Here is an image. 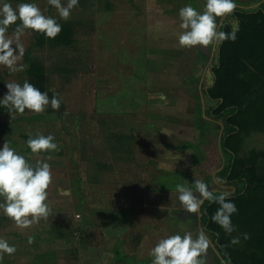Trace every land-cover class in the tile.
<instances>
[{"label": "rangeland", "instance_id": "rangeland-1", "mask_svg": "<svg viewBox=\"0 0 264 264\" xmlns=\"http://www.w3.org/2000/svg\"><path fill=\"white\" fill-rule=\"evenodd\" d=\"M8 2L14 8L37 3L72 28L74 43L52 45L26 30L23 69L0 66V98L6 83L22 84L37 61L61 100L54 114L49 105L39 114L0 116V147L8 141L29 162H48L53 174L47 218L19 228L0 211V238L16 247L0 264H151L149 252L159 239L184 232L195 237L201 209L199 216L181 209L176 186L195 192L192 183L200 179L216 194L235 192L214 183L230 162L222 150L223 125L208 117L214 104L206 91L220 43L178 44L179 9L191 4L202 11L206 0H79L67 21L47 0ZM235 4V10L252 11L264 0ZM225 23L237 28L232 14ZM30 133L54 136L58 150L32 154L24 139ZM243 139L241 158L264 152V133ZM210 241L207 264H227Z\"/></svg>", "mask_w": 264, "mask_h": 264}, {"label": "clouds", "instance_id": "clouds-1", "mask_svg": "<svg viewBox=\"0 0 264 264\" xmlns=\"http://www.w3.org/2000/svg\"><path fill=\"white\" fill-rule=\"evenodd\" d=\"M54 7L60 19L67 21L79 0H47ZM236 8L235 0H206L203 10L187 4L179 9L180 31L178 44L181 48L192 49L200 46L207 48L210 44L222 43L225 40H235L237 29L231 33L218 29L225 27L223 18L231 15ZM218 18L219 22H218ZM19 21V23H17ZM16 25L13 36H8L11 25ZM26 30L55 39L62 31V25L53 16L44 11L35 2H26L14 8L8 0H0V66L10 72L23 69L20 60L24 55V46L20 42ZM7 92L0 98V106L6 107L9 113L24 114L26 110L39 114L49 105L53 110H59L61 100L58 94L49 97L47 91H41L32 83L25 80L6 83ZM32 154L57 151L58 144L52 135L37 134L26 141ZM53 182L51 165L44 160H37L35 164L9 146L8 141L0 147V211L13 221L16 227L26 228L49 215V188ZM216 184H223L224 180L216 177ZM195 192L184 184H178L176 191L181 209L186 213L200 215V209L207 200L219 205L211 216L213 223L218 224L226 234L236 231L232 223V216L238 212L236 204L230 199L231 192L224 191L219 195L210 190L209 184L195 179ZM198 193V195H197ZM61 195H70L69 190H62ZM249 239L247 233L243 234ZM31 242V241H29ZM210 236L201 227L193 236L191 232L176 233L159 239L150 250L151 264H207V253L210 247ZM240 243L239 237H233L231 244ZM16 252V247L8 240L0 238V259Z\"/></svg>", "mask_w": 264, "mask_h": 264}, {"label": "trees", "instance_id": "trees-1", "mask_svg": "<svg viewBox=\"0 0 264 264\" xmlns=\"http://www.w3.org/2000/svg\"><path fill=\"white\" fill-rule=\"evenodd\" d=\"M232 16L237 22L236 39L220 43L217 65L211 69L213 84L206 93L214 104L208 117L219 121L226 133L222 150L230 162L217 177L235 189L230 199L238 209L231 218L236 231L226 234L212 222L211 216L219 205L207 200L201 207L200 221L227 264H264V152L240 157L243 137L264 133V6L252 11L235 10ZM224 25L222 31L231 33L233 25ZM46 39L43 35L42 41ZM49 40L52 45L71 46L73 30L62 25L60 34ZM26 80L47 91L49 97L53 95L46 68L40 62H32ZM49 111L56 113L52 108ZM15 113L0 106V116ZM244 233L250 238L245 240ZM233 234L240 236L241 244H231Z\"/></svg>", "mask_w": 264, "mask_h": 264}, {"label": "crops", "instance_id": "crops-1", "mask_svg": "<svg viewBox=\"0 0 264 264\" xmlns=\"http://www.w3.org/2000/svg\"><path fill=\"white\" fill-rule=\"evenodd\" d=\"M3 217H6V216H3ZM5 219H7V218H5Z\"/></svg>", "mask_w": 264, "mask_h": 264}]
</instances>
